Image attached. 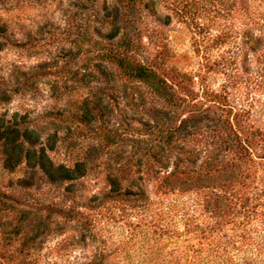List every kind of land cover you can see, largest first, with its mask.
I'll use <instances>...</instances> for the list:
<instances>
[{"label": "rangeland", "instance_id": "obj_1", "mask_svg": "<svg viewBox=\"0 0 264 264\" xmlns=\"http://www.w3.org/2000/svg\"><path fill=\"white\" fill-rule=\"evenodd\" d=\"M16 1L22 20L40 22V26L48 22L41 29L43 36L65 31L63 15L70 13L68 5L74 2ZM147 6L136 21L127 23V32L132 41L141 42L147 52L143 56L160 73L181 74L169 81L175 90L188 81H182L183 73L193 77L194 92L180 94L204 102L201 121L214 124L239 111L264 132V0H149ZM74 38L60 46L38 42L29 50L6 45L0 51V75L9 88H20L0 104V113H17L22 125L38 127L53 163L75 171L71 179L49 182L35 166V159L14 165L10 172L0 168V264H215L207 253L200 261L194 260L191 246L199 240L195 233L184 232L183 217L209 216L213 198L216 212L223 211L227 198L240 199L247 188L243 184L249 187L251 202H264V159L258 157L264 148L255 153L248 181L238 177L235 168L214 178L191 179L178 185L179 192L165 197L150 184L152 209L129 215L110 192L132 182H146L137 179L132 166L146 150L147 128L141 123L156 119L158 105L146 84L121 79L110 63L100 61L94 54L98 47L79 40L83 43L79 54L61 51ZM38 66L69 77L68 88L77 86L74 94L99 90L102 116L95 122L111 136L116 134L115 139L106 142L98 134L81 133L55 115L67 107V98L52 94L53 75L36 77L32 84L21 75ZM95 70L106 74L94 75ZM78 73L84 75L83 80L73 79ZM131 97L139 104L143 98L148 102L132 107ZM188 110L184 107L180 115L187 117ZM157 118L165 119L164 115ZM199 147L203 149V153L196 152L201 163L209 151L221 153L218 146L195 148ZM230 228L234 224L222 232L235 234L228 232Z\"/></svg>", "mask_w": 264, "mask_h": 264}, {"label": "trees", "instance_id": "obj_2", "mask_svg": "<svg viewBox=\"0 0 264 264\" xmlns=\"http://www.w3.org/2000/svg\"><path fill=\"white\" fill-rule=\"evenodd\" d=\"M148 1L74 0L70 6L68 5L71 8L70 13L63 15L65 31H54L43 36L41 29L48 22L41 26L40 22L27 23L18 12L21 8L14 4L16 0H0V51L6 45L29 50L31 45L38 42L60 46L59 44L65 40L70 41L75 37L72 45L67 50L61 48V51L79 54L83 43L80 45L78 41L83 40L82 42L98 47L94 54L98 55L100 61L110 63L121 79L146 84L149 87V96L158 105L154 112L157 120L151 118L141 123L142 128H147L146 150L141 156L136 157L138 163L132 166L136 168L133 173L137 179L146 182H132L124 189L118 187L110 192L112 198L122 204L123 209L129 211V215L140 210L143 214L152 209L154 202L150 200L148 192L150 184L156 193L165 197L179 192L178 185L188 184L191 179H200L202 175H211L214 178L216 174L225 175L235 168L240 172L238 177L248 181L249 166L252 165V160L254 161L255 153L264 148L262 145L264 132L249 118L244 117L242 114L244 110L240 112L242 115L237 111L232 118L227 116L225 119H217L214 124L203 123L200 114L203 115L201 107L204 102L180 94L194 92L193 77L183 73L182 81L184 78L188 81L175 90L169 81L181 74L172 72L164 75L148 62L146 56H143L147 52L140 41L131 40L127 32V23L136 21L142 15V11L148 8ZM93 73L98 76L106 74L101 70H95ZM21 75L26 79V83L31 82L30 84L36 77L53 75L52 94H58L60 97L65 94L67 98V107L57 111L55 115L64 117L65 122L74 124L81 133L98 134L104 137L106 142L113 141L117 136L116 134L111 136L105 132L106 127L98 126L95 122L102 116L103 97L99 90L100 96L97 92L91 91L84 96L74 94L77 86L68 88L71 83L69 77L61 74L59 70L51 72L45 66H38L34 71L22 72ZM78 75V78L76 75L73 79L83 80L84 75L79 73ZM111 75L113 76V73ZM19 91V86L9 88L5 83V76L0 77V104L8 102ZM130 101L132 103L129 105L132 107L143 104L145 106L148 102L143 98L139 104L133 97ZM184 107L189 108L187 117L180 115ZM219 109L225 111L223 108ZM168 112L175 115L168 116ZM159 115H164L163 120L166 122L159 121L157 118ZM193 118L196 123L191 122ZM42 141L41 130L38 127L29 128L25 124L22 125L17 113L12 116H8L6 112L0 113L2 170L10 172L14 165L35 159V166L47 181L52 182L59 177L60 181L71 179L72 172L75 171L70 173L64 165L54 164L46 153L48 143L45 145ZM201 144L208 148L218 146L221 153L213 155V152L209 151L205 160L202 163L198 162L196 152L203 153V149L195 147ZM259 155V158L264 159L263 152ZM11 160H14V163ZM243 185L247 188L240 199L227 198L223 211L216 212V198H213L210 201L212 206L208 212L211 213L209 216L199 219L186 214L183 217L184 232L195 233V238L199 240L196 245L191 246L195 261H200V256L207 253L214 259L215 264H264V202L260 199L251 202L253 196H249L251 194L249 187ZM218 196L219 194L215 197ZM205 206L208 207L209 204ZM231 224H234V228H230L228 232L234 230L235 234L222 232L226 225ZM208 240L209 242H206Z\"/></svg>", "mask_w": 264, "mask_h": 264}]
</instances>
